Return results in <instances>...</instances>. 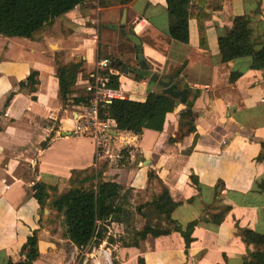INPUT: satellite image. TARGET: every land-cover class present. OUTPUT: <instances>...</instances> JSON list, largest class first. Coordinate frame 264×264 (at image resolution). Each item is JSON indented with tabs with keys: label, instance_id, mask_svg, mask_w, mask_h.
Segmentation results:
<instances>
[{
	"label": "crops",
	"instance_id": "0c3cea01",
	"mask_svg": "<svg viewBox=\"0 0 264 264\" xmlns=\"http://www.w3.org/2000/svg\"><path fill=\"white\" fill-rule=\"evenodd\" d=\"M107 1L85 0V6L57 19L35 40L0 36V264L9 258L23 260L21 252L35 231L40 251L35 264H64L63 246L77 248L62 236L64 217L54 226L57 213L49 204L92 173L122 186L123 194L131 192L125 207L133 221L112 222L107 237L114 243L103 242L114 264H244L247 257L261 261L264 69H251V55L225 63L218 41L237 17H248L253 50L261 51L264 0H218L223 10L205 22L206 48L200 46L195 20L190 22L189 44L170 37L166 0H131L126 5ZM125 9L126 31L140 37L149 69L189 91L195 130L181 126V104L167 115L160 133L121 132L116 158L96 167L93 142L71 136L78 109L69 111L59 99L57 63L83 62L73 90L85 92L101 58L100 30L94 24L106 23L107 31L114 32L109 26L121 23ZM32 72L38 73L35 86L28 82ZM233 73L240 76L231 82ZM123 75L120 83L127 99L145 102L149 93H163L157 83L136 80L135 70ZM151 173L180 203L171 219L183 232L149 235L138 247H123L133 230L158 221L145 216L146 208L137 211L161 191L149 179ZM36 184L49 187L44 208L34 198ZM195 221L188 244L183 233Z\"/></svg>",
	"mask_w": 264,
	"mask_h": 264
},
{
	"label": "trees",
	"instance_id": "16d2710c",
	"mask_svg": "<svg viewBox=\"0 0 264 264\" xmlns=\"http://www.w3.org/2000/svg\"><path fill=\"white\" fill-rule=\"evenodd\" d=\"M130 1H123V4L126 5ZM85 5V0H0V36L35 40L57 19L74 11L77 7ZM166 7L170 19V37L179 43L189 44L190 22L195 20L199 31L200 46L206 48L205 22L211 18L212 13L223 10L219 1L166 0ZM251 36L249 18L237 17L227 35L218 41V48L223 61L228 63L251 55L253 58L251 69H264V48L255 52ZM136 53L138 55V51ZM112 63L114 66L109 71L106 86L112 89H120L121 66L124 64L117 59ZM57 66L59 99L63 106L88 105L90 93L88 91L86 94L76 93L73 90L79 75L82 73L83 62L68 65L57 63ZM239 76L240 74L233 73L231 82H234ZM37 77L38 73L32 72L28 77L29 85L39 84ZM135 79L140 81L145 80L146 77L142 76L138 69L135 71ZM89 80L92 81L90 77ZM179 105H181L179 100L162 92L149 93L145 102L130 99L113 100L103 110V116L114 119L118 130L123 133L140 135L144 130L160 133L164 129L167 115L174 112ZM193 106L194 100H188L185 110L181 112V126L190 130H195V125L191 120ZM262 145L264 147V143ZM96 179V175L92 173L85 178L83 184L73 186L49 204V207L57 213V218L64 217L63 238L68 239L80 250L93 243L97 245L94 248H98L106 239L109 244H113L114 240L107 237V227L112 222L133 221L132 214L125 207L131 192L125 191L123 194L124 188L122 186L112 182H96ZM149 179L158 182L161 191L151 203L138 207L137 211L141 212L142 209L146 208L147 214L145 216H155L158 221L155 224L148 222L140 231L133 230L130 233L131 238L122 241L121 246L123 247H138L140 241L145 240L149 235L159 237L173 231L183 232L182 227L171 219L172 212L180 203L173 200L168 187L156 175L151 173ZM48 188L45 184H39V188L34 192V198L43 208L49 199ZM222 217L223 215L218 222H221ZM162 221L168 226L166 229H163ZM196 224L197 221L190 223L183 233L188 244L191 242V232ZM38 244V232L35 231L28 238L27 246L21 252L24 259L15 262L9 258L7 264H35L40 258ZM244 264H264V256L261 261L247 257Z\"/></svg>",
	"mask_w": 264,
	"mask_h": 264
},
{
	"label": "built area",
	"instance_id": "2783aa9c",
	"mask_svg": "<svg viewBox=\"0 0 264 264\" xmlns=\"http://www.w3.org/2000/svg\"><path fill=\"white\" fill-rule=\"evenodd\" d=\"M113 63L108 58L97 62L94 72L90 75L89 103L86 106H78L75 127L71 135L90 139L95 148V166L102 161L113 160L116 157V140L121 132L117 123L110 117L103 116V110L113 100L127 99L125 92L120 89H112L106 86L108 74ZM129 146L128 141L123 142ZM74 258V257H73ZM75 259V258H74ZM113 254L104 243L98 248H93L89 254H84L79 264H113Z\"/></svg>",
	"mask_w": 264,
	"mask_h": 264
},
{
	"label": "rangeland",
	"instance_id": "374dc122",
	"mask_svg": "<svg viewBox=\"0 0 264 264\" xmlns=\"http://www.w3.org/2000/svg\"><path fill=\"white\" fill-rule=\"evenodd\" d=\"M121 1H125V0H108L107 2H109V4H111L113 2L114 3H121ZM94 25H96L97 28L100 30V43H99L100 52H99V55H100L101 59L108 58L111 61H114L116 59L122 61L124 65H127L129 67L128 73L126 74L127 76L129 74H131L132 70H135V71L138 70L139 69L138 60L135 59L136 58L135 56H137L136 45L133 44V42L130 39H128L127 37H124L120 33L119 30L114 31V32H111V31L108 32L107 31L108 28L106 26V23L97 24V22H96V24H94ZM119 25H120V23H119ZM126 28H127V23H126L125 30H126ZM129 31H130L129 34H133V31H131V30H129ZM108 48H110V49H108ZM131 54H133V56H131ZM124 65L121 66V70L123 69ZM121 75L126 76L125 73L123 72V70L121 71ZM123 85H124V83L122 82L121 87H123ZM162 89L163 88L159 86L158 91L161 92ZM82 93L86 94L87 90H86V92H82ZM65 107L69 111L72 110L71 105H67ZM71 136H73V135H71ZM73 137H75V136H73ZM78 138H81V137H78ZM82 139H86V138H82ZM87 140H90V139H87ZM115 158L116 157H114V159ZM94 161H95V153H94ZM101 181H103L102 177L96 179V182H101ZM156 183H157V187L160 188L158 182H156ZM58 222H59V218H56V220L54 222L55 223L54 226H58ZM48 226H50V225H48ZM163 229H166V226L163 227ZM57 234L59 236H61L62 233H60L58 231ZM20 241L21 242L24 241L23 234H21V236H20ZM25 246H26V244H25ZM95 246H97L96 243H93V244L89 245L88 247H86L82 250H80V249L73 250L69 246V244H65L63 246L65 253H66L64 264H79L82 256L84 254H89ZM113 259H114V257H113Z\"/></svg>",
	"mask_w": 264,
	"mask_h": 264
},
{
	"label": "water",
	"instance_id": "95a60500",
	"mask_svg": "<svg viewBox=\"0 0 264 264\" xmlns=\"http://www.w3.org/2000/svg\"><path fill=\"white\" fill-rule=\"evenodd\" d=\"M126 23H127V10L125 9L122 15L120 25H110L109 27L110 29L116 31L119 30L124 37L130 39L133 42V44L136 45L138 51L137 59L139 62V73L142 76L146 77V79H148L152 83H157L160 87H162L163 94L169 95L172 98L179 100V103L182 105H186L188 102L189 91L187 89H182V90L177 89V85L174 83V79L172 77L162 78L157 73H154L149 69V66L147 65L143 56L142 41L140 37H138L137 35L129 34L126 32L125 30ZM122 70L125 74H127L129 67L127 65H124ZM38 188H39V184H36L33 187V190L36 191Z\"/></svg>",
	"mask_w": 264,
	"mask_h": 264
}]
</instances>
